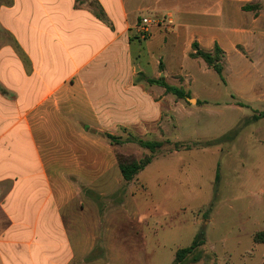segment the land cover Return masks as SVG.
<instances>
[{
  "label": "crops",
  "instance_id": "obj_1",
  "mask_svg": "<svg viewBox=\"0 0 264 264\" xmlns=\"http://www.w3.org/2000/svg\"><path fill=\"white\" fill-rule=\"evenodd\" d=\"M83 1H0V264H142L139 247L121 242L126 239L122 227L110 234L111 228L101 224L78 226L66 208L74 198L75 177L92 187L105 182L109 171L121 174L100 132L114 135L124 129L142 139L157 138L167 133L171 114L177 109L180 115L187 113L182 99L146 82L163 76L181 87L185 80L178 82L171 74L168 80L161 61L163 72L157 77L138 66L144 45H151L161 30L149 38L133 32L137 34L136 21L144 12L166 16L171 26L164 31V44L182 27L179 16L198 11L193 3L167 8L163 3L169 0ZM251 1L211 0L220 4L214 15L207 11L211 17H227L230 7L236 20L203 30L188 25L185 53L191 58L194 43L207 52L218 45L226 63L228 55L235 57L234 74L226 77L236 99L264 107V86L257 84L259 77L264 79V0L258 16L242 10ZM99 11L105 20L96 16ZM196 97L199 105L204 103L196 109L210 106L211 101ZM243 103L229 107L242 110ZM239 121L217 136L208 123L209 130L197 141L212 142ZM229 150L219 153L231 157ZM239 162L245 166V160ZM90 171L98 173L96 179H90ZM223 172L219 159L216 180ZM260 194L255 199L264 204V190ZM262 231L264 226L250 234ZM108 235L112 242L107 243ZM253 242L264 251V243Z\"/></svg>",
  "mask_w": 264,
  "mask_h": 264
},
{
  "label": "rangeland",
  "instance_id": "obj_2",
  "mask_svg": "<svg viewBox=\"0 0 264 264\" xmlns=\"http://www.w3.org/2000/svg\"><path fill=\"white\" fill-rule=\"evenodd\" d=\"M0 1L3 4L10 2ZM175 3H193L198 13L194 16H177L182 27L175 36L169 35L164 44L162 37L171 26L169 19L151 12L138 16L136 24L139 26L141 16L160 21L159 26L150 27L146 38L152 36L155 30H161V33L157 31L154 34L151 45H144L145 52L138 66L144 68L148 76L157 77L162 75L159 74L161 61L168 80H172L171 75L178 82L185 80L181 87L187 92L188 89L192 90L189 98L182 99L187 113L180 115L177 109L171 114L169 124L165 125L167 133L159 134L157 138H143L166 144L154 154L152 164L133 181L126 182L118 170L109 171L105 182L99 185L96 181L92 187H88L86 182H78L75 177L74 198L66 212L76 215L75 223L78 226L92 228L101 224L111 228L110 234L122 227L126 239L122 238L121 242L132 245L134 250L135 246L139 247L137 254L142 264H174L176 252L189 247L201 232L205 234L209 250L220 259V264H264V251L256 249L253 242L255 234L259 232L250 234L264 226V204L255 199L259 195L262 197L260 192L264 190V119H254L264 112V107L259 103L245 104L237 100L235 93L229 89L227 77L232 78L234 74V56L228 55L227 63L226 57L223 58L225 82H222L202 59L194 61L185 53L188 25L202 30L218 24L226 26L233 22V18L236 20L235 12L229 7L225 11L227 17L223 16L220 20L211 17L207 11L212 9L211 14L214 15L220 8V4L211 0H169L163 5L171 8ZM225 5L228 4H224V8H227ZM242 8L258 16L262 9L261 0L245 2ZM135 33L136 30L133 35L140 37L139 28ZM171 38H174L173 42ZM256 47L259 49V43ZM263 82L264 79L259 77L258 87H263ZM196 95L211 101L210 106L204 110L196 109L204 104H198ZM171 97L175 95L171 94ZM218 97V101L213 100ZM230 103H243L246 107L242 110L231 109ZM238 118L240 121L236 127L216 140L197 141L198 136L202 137L209 130L208 123L212 124L213 134L217 136L223 134ZM108 134L100 132V139L106 143L108 152L115 156L119 170L120 163L128 164L151 155L150 151L134 143H112L106 137ZM236 135H240L239 139ZM114 136L121 137L123 141L130 138L124 129ZM168 141L171 143L168 144ZM177 142L192 144L197 149L193 147L192 150L174 152L173 144ZM212 144L215 145L208 149L200 148ZM220 149H230L232 156L221 155ZM232 158L235 162L228 164ZM219 159L224 174L216 180ZM239 160H245V166ZM97 175V172L90 171V179H96ZM227 183L231 186L227 187ZM125 218V222L120 221ZM111 238L107 236V243L112 242ZM201 264L213 263L204 261Z\"/></svg>",
  "mask_w": 264,
  "mask_h": 264
},
{
  "label": "trees",
  "instance_id": "obj_3",
  "mask_svg": "<svg viewBox=\"0 0 264 264\" xmlns=\"http://www.w3.org/2000/svg\"><path fill=\"white\" fill-rule=\"evenodd\" d=\"M80 2L81 0H77ZM86 1V0H85ZM82 2H84L82 0ZM80 2V3H82ZM246 9V8H245ZM96 16L105 20L104 14L99 11L96 12ZM192 59H202L206 65L216 72L221 81L225 82L224 71L225 67L223 64L224 52L222 49L215 45L213 52H207L200 49L198 43L193 44V52L190 54ZM160 73L163 72V66L160 64ZM146 82L150 85H158L165 89L167 93L175 95L179 99H186L190 97V93L187 92L183 87L173 86L166 82L165 77H159L158 79H146ZM264 117V112L254 119H260ZM130 137L127 141H123L121 137H116L114 135H106V137L112 142L118 145L124 143H134L139 145L141 148H144L150 151L151 155L146 156L142 160L133 161L131 163H120V171L123 179L126 182L133 181L138 174L143 171L148 165H150L154 160V154L163 149L165 142L155 141V140H145L140 137L135 136L132 133H128ZM168 144L171 142L168 141ZM197 144V143H196ZM196 148L192 144H186L177 142L173 144V151L178 152L182 149L191 150ZM255 243H264V232L256 233L254 236ZM204 261L212 262L213 264H220V259L217 255L209 250L206 245V237L203 232L197 234L194 238V241L189 247L179 249L175 254L174 264H201Z\"/></svg>",
  "mask_w": 264,
  "mask_h": 264
},
{
  "label": "built area",
  "instance_id": "obj_4",
  "mask_svg": "<svg viewBox=\"0 0 264 264\" xmlns=\"http://www.w3.org/2000/svg\"><path fill=\"white\" fill-rule=\"evenodd\" d=\"M159 22L160 21L157 20L156 18L143 17L142 20H141V25L139 27V32H140V35L139 36L141 38H146V36L149 33L150 27H152L153 25L159 26L160 25Z\"/></svg>",
  "mask_w": 264,
  "mask_h": 264
}]
</instances>
